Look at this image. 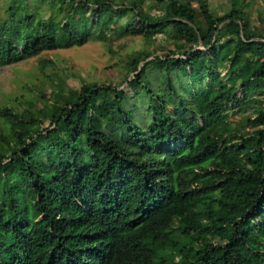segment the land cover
I'll list each match as a JSON object with an SVG mask.
<instances>
[{
	"label": "trees",
	"instance_id": "trees-1",
	"mask_svg": "<svg viewBox=\"0 0 264 264\" xmlns=\"http://www.w3.org/2000/svg\"><path fill=\"white\" fill-rule=\"evenodd\" d=\"M7 1L1 67L112 36L184 48L89 89L38 59L46 88L0 107V264H264V0Z\"/></svg>",
	"mask_w": 264,
	"mask_h": 264
},
{
	"label": "rangeland",
	"instance_id": "rangeland-1",
	"mask_svg": "<svg viewBox=\"0 0 264 264\" xmlns=\"http://www.w3.org/2000/svg\"><path fill=\"white\" fill-rule=\"evenodd\" d=\"M119 3H126L127 0H116ZM133 2L141 1L143 9L148 10L150 0H132ZM220 8L225 11L227 5L224 0H217ZM8 7L7 0H0V24L7 20L6 10ZM256 9L264 10V3L258 1L254 6ZM150 12L153 16L161 15L158 8H151ZM130 18V17H129ZM126 22V19L121 21ZM112 45V52L108 45L99 42L88 43L81 47L71 48L67 50H59L53 52H45L39 57L20 59L17 63L8 66H0V107H12L22 109L23 105H18L19 101L30 99L31 93L26 87L37 83L40 88H46L47 80L38 79L40 72L38 71V59L54 60L53 66H48L47 71H54V80L59 81L63 77V69L68 68L79 77L70 76L68 86L74 83L80 86V79L87 89L97 83L107 85H118L123 80V72L121 70L122 63L129 55L138 51L152 52L157 51L158 54L165 52L167 48L174 47L177 50L184 48L182 43H175L170 37L156 36L153 40H144L142 37H127L109 39ZM199 49H203L199 47ZM34 75L36 78H34ZM121 89L128 92L126 84L120 85ZM48 90L43 91L44 94ZM14 98H20L19 101L13 102ZM47 125V122L45 123Z\"/></svg>",
	"mask_w": 264,
	"mask_h": 264
}]
</instances>
